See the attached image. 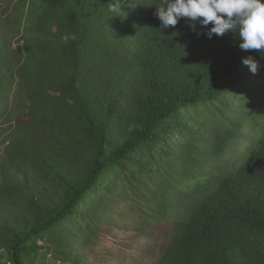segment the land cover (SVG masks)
<instances>
[{"label":"trees","instance_id":"1","mask_svg":"<svg viewBox=\"0 0 264 264\" xmlns=\"http://www.w3.org/2000/svg\"><path fill=\"white\" fill-rule=\"evenodd\" d=\"M164 6L0 0V264H48L107 193L173 219L153 264H264V54Z\"/></svg>","mask_w":264,"mask_h":264},{"label":"rangeland","instance_id":"2","mask_svg":"<svg viewBox=\"0 0 264 264\" xmlns=\"http://www.w3.org/2000/svg\"><path fill=\"white\" fill-rule=\"evenodd\" d=\"M246 144L247 141L242 140L233 147L239 152ZM142 177L149 179L145 172ZM154 180H149L152 188L155 187ZM102 197V203L93 218L96 220H76L77 226H74L72 220H66L54 230L49 240L41 241V244L46 243L43 254L48 264L60 263L59 259L62 258L60 253L49 246L56 243L72 244L69 256L77 259L78 264L155 263L173 227V219L168 217L160 223L149 221L150 216L145 214H155L152 208L149 205L138 206L130 194L117 198L107 193ZM140 228L143 231H139Z\"/></svg>","mask_w":264,"mask_h":264},{"label":"clouds","instance_id":"3","mask_svg":"<svg viewBox=\"0 0 264 264\" xmlns=\"http://www.w3.org/2000/svg\"><path fill=\"white\" fill-rule=\"evenodd\" d=\"M156 15L164 29L175 27L181 18L190 24L208 29L206 35L223 36L238 33L239 48L264 54V0H164ZM209 25H211L209 27ZM75 39V35L62 36V40ZM243 63L257 71V63L245 58Z\"/></svg>","mask_w":264,"mask_h":264}]
</instances>
